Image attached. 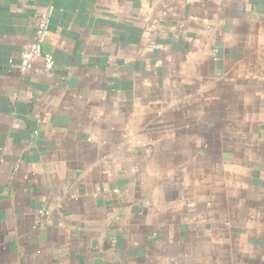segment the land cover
<instances>
[{"label":"crops","instance_id":"0c3cea01","mask_svg":"<svg viewBox=\"0 0 264 264\" xmlns=\"http://www.w3.org/2000/svg\"><path fill=\"white\" fill-rule=\"evenodd\" d=\"M0 264H264V0H0Z\"/></svg>","mask_w":264,"mask_h":264},{"label":"built area","instance_id":"2783aa9c","mask_svg":"<svg viewBox=\"0 0 264 264\" xmlns=\"http://www.w3.org/2000/svg\"><path fill=\"white\" fill-rule=\"evenodd\" d=\"M51 8L47 12L42 13L36 23L34 38L21 53L20 64L18 70L20 73L29 72L34 62L41 59L43 67L46 71H51L54 66V57L51 53L43 51V45L49 32V17Z\"/></svg>","mask_w":264,"mask_h":264}]
</instances>
